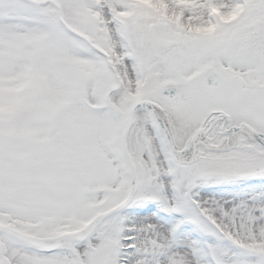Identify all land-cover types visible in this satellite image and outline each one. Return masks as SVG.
<instances>
[{
	"label": "snow or ice",
	"instance_id": "snow-or-ice-1",
	"mask_svg": "<svg viewBox=\"0 0 264 264\" xmlns=\"http://www.w3.org/2000/svg\"><path fill=\"white\" fill-rule=\"evenodd\" d=\"M0 264H264V0H0Z\"/></svg>",
	"mask_w": 264,
	"mask_h": 264
}]
</instances>
